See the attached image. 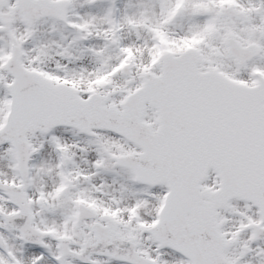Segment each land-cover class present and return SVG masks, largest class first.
Listing matches in <instances>:
<instances>
[{"label": "snow or ice", "instance_id": "obj_1", "mask_svg": "<svg viewBox=\"0 0 264 264\" xmlns=\"http://www.w3.org/2000/svg\"><path fill=\"white\" fill-rule=\"evenodd\" d=\"M0 264H264V0H0Z\"/></svg>", "mask_w": 264, "mask_h": 264}]
</instances>
